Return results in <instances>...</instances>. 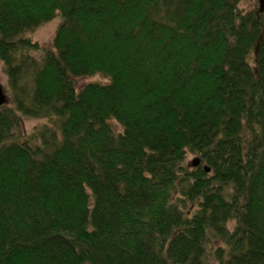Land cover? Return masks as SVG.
Returning a JSON list of instances; mask_svg holds the SVG:
<instances>
[{
	"label": "trees",
	"instance_id": "16d2710c",
	"mask_svg": "<svg viewBox=\"0 0 264 264\" xmlns=\"http://www.w3.org/2000/svg\"><path fill=\"white\" fill-rule=\"evenodd\" d=\"M240 1L0 0V264H205L208 233L264 264V13Z\"/></svg>",
	"mask_w": 264,
	"mask_h": 264
},
{
	"label": "rangeland",
	"instance_id": "374dc122",
	"mask_svg": "<svg viewBox=\"0 0 264 264\" xmlns=\"http://www.w3.org/2000/svg\"><path fill=\"white\" fill-rule=\"evenodd\" d=\"M240 11L242 12H247L249 10L257 9V1L256 0H241L237 6ZM59 19L56 18L49 23H46L44 25L39 26L38 28L34 29L31 32H28L23 35V37H26L30 40L32 44H36L39 49L41 48H49L51 46V41L54 35V32L58 26ZM30 54L33 55L34 57L39 56L38 51H30ZM6 76L4 75L2 66L0 64V87L3 90V94L6 99L8 95V91L6 90ZM104 83L106 82L104 78H102L99 75L92 76V77H87V78H81L77 79L74 83L76 88H81L82 86L89 84V83ZM47 121L42 120V119H25L22 122V127L21 131L24 133L26 136L30 135L39 129L42 128L43 125H46ZM114 129H117L115 124H113ZM199 158L198 155L195 154H190L186 152L184 156V161H183V167L190 171V163L192 160ZM202 166V165H201ZM192 204H188L186 208L184 209L185 214L189 215L192 213ZM194 209V208H193ZM235 226V221L231 220L226 223V229L228 232H231ZM226 244L219 238L214 237L213 234L208 233L207 235V240L205 243V251H206V256H205V264H219L216 260V251L218 249L223 250L224 252L226 251ZM224 260V259H223Z\"/></svg>",
	"mask_w": 264,
	"mask_h": 264
},
{
	"label": "water",
	"instance_id": "95a60500",
	"mask_svg": "<svg viewBox=\"0 0 264 264\" xmlns=\"http://www.w3.org/2000/svg\"><path fill=\"white\" fill-rule=\"evenodd\" d=\"M257 1V5H258V8H257V12L259 14H262L264 13V0H256ZM6 103V98L3 94V90L2 88L0 87V106H2L3 104ZM200 163V160L197 158V159H194L192 160V162L190 163V167H197ZM203 170L208 173L209 172V168L206 167V166H203Z\"/></svg>",
	"mask_w": 264,
	"mask_h": 264
}]
</instances>
